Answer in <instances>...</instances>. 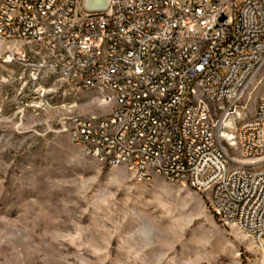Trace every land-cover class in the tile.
<instances>
[{"label":"built area","instance_id":"built-area-1","mask_svg":"<svg viewBox=\"0 0 264 264\" xmlns=\"http://www.w3.org/2000/svg\"><path fill=\"white\" fill-rule=\"evenodd\" d=\"M0 40L26 47L4 63L113 102L106 116L68 119L89 157L207 194L221 222L264 247V86L239 120L264 82V0H108L99 12L85 0H1Z\"/></svg>","mask_w":264,"mask_h":264},{"label":"rangeland","instance_id":"rangeland-1","mask_svg":"<svg viewBox=\"0 0 264 264\" xmlns=\"http://www.w3.org/2000/svg\"><path fill=\"white\" fill-rule=\"evenodd\" d=\"M107 5L85 0L89 11ZM25 48L0 40V264H264V247L221 222L207 194L163 176L138 182L73 143L68 119L106 116L113 102L3 62ZM263 86L239 120L254 115Z\"/></svg>","mask_w":264,"mask_h":264},{"label":"bare ground","instance_id":"bare-ground-1","mask_svg":"<svg viewBox=\"0 0 264 264\" xmlns=\"http://www.w3.org/2000/svg\"><path fill=\"white\" fill-rule=\"evenodd\" d=\"M241 114V113H240ZM224 135H219V137L221 138V139H223L222 137H223Z\"/></svg>","mask_w":264,"mask_h":264},{"label":"water","instance_id":"water-1","mask_svg":"<svg viewBox=\"0 0 264 264\" xmlns=\"http://www.w3.org/2000/svg\"><path fill=\"white\" fill-rule=\"evenodd\" d=\"M221 20H223V18Z\"/></svg>","mask_w":264,"mask_h":264}]
</instances>
